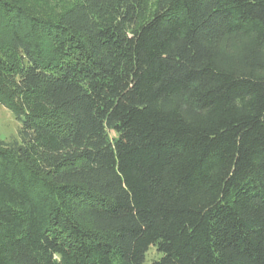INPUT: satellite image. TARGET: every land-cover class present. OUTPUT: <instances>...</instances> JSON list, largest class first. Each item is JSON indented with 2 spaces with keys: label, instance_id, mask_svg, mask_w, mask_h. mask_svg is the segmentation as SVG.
Masks as SVG:
<instances>
[{
  "label": "trees",
  "instance_id": "1",
  "mask_svg": "<svg viewBox=\"0 0 264 264\" xmlns=\"http://www.w3.org/2000/svg\"><path fill=\"white\" fill-rule=\"evenodd\" d=\"M0 264H264V0H0Z\"/></svg>",
  "mask_w": 264,
  "mask_h": 264
},
{
  "label": "rangeland",
  "instance_id": "2",
  "mask_svg": "<svg viewBox=\"0 0 264 264\" xmlns=\"http://www.w3.org/2000/svg\"><path fill=\"white\" fill-rule=\"evenodd\" d=\"M19 122L5 108L0 107V141L10 143L19 142ZM159 255L153 247H150L146 256L145 264H150L158 259Z\"/></svg>",
  "mask_w": 264,
  "mask_h": 264
}]
</instances>
